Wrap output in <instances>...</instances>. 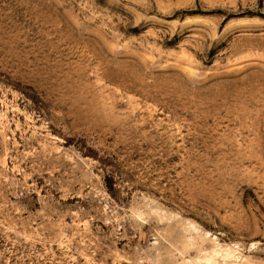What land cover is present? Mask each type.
I'll list each match as a JSON object with an SVG mask.
<instances>
[{"label":"rangeland","instance_id":"obj_1","mask_svg":"<svg viewBox=\"0 0 264 264\" xmlns=\"http://www.w3.org/2000/svg\"><path fill=\"white\" fill-rule=\"evenodd\" d=\"M0 264H264V0H0Z\"/></svg>","mask_w":264,"mask_h":264},{"label":"trees","instance_id":"obj_2","mask_svg":"<svg viewBox=\"0 0 264 264\" xmlns=\"http://www.w3.org/2000/svg\"><path fill=\"white\" fill-rule=\"evenodd\" d=\"M191 12H195L196 10H190Z\"/></svg>","mask_w":264,"mask_h":264}]
</instances>
